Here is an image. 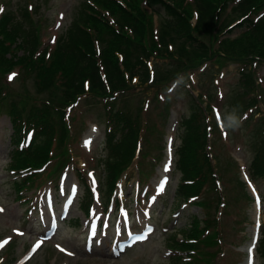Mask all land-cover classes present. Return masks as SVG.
Returning a JSON list of instances; mask_svg holds the SVG:
<instances>
[{"label":"rangeland","instance_id":"rangeland-1","mask_svg":"<svg viewBox=\"0 0 264 264\" xmlns=\"http://www.w3.org/2000/svg\"><path fill=\"white\" fill-rule=\"evenodd\" d=\"M89 1L0 0V18L8 13H27L41 43L39 53L47 54L57 48L80 7ZM235 5L228 8L225 27L240 21L241 16L233 10ZM156 11L157 27L165 15ZM173 37V45L168 47L175 53L149 59L148 76L142 73L134 77L118 95V106L138 117L141 131L130 166L108 188L109 172L104 162L107 126L100 102L83 96L66 105L55 89L40 88L34 79H24L17 72L0 75V87L5 85L9 90L10 103L37 99L58 106L53 108L60 110L68 132L71 130L63 144L55 143L54 153L66 145L67 159H61L59 169L54 165L57 161L50 163L39 171L33 185L18 193L14 185L23 174L9 169L15 147L7 115L9 102L0 106V264L247 262L245 247L252 234H259L264 226V179L251 180L248 174L264 135V61L252 67L258 85L256 94H246L239 83L237 64L207 60L216 54L217 46L191 63L190 56L180 54V40ZM196 98L206 107L208 149L219 176L218 193L205 189L202 196L209 205L206 209L197 208L196 200L179 204L176 197L180 178L178 123L199 110ZM244 98H250L247 105L242 102ZM214 125L217 130L212 132ZM48 172L55 175L47 176ZM78 173L89 175L95 192L90 219L82 212L87 200H83L85 185L77 179ZM219 193L225 196L220 202ZM194 217L217 219V246L202 245L201 252H190V246H172L173 239H181L178 230L188 227ZM131 238L135 239L133 243L129 242ZM207 253L215 255L210 259ZM258 253L254 251L252 264H264Z\"/></svg>","mask_w":264,"mask_h":264},{"label":"trees","instance_id":"trees-1","mask_svg":"<svg viewBox=\"0 0 264 264\" xmlns=\"http://www.w3.org/2000/svg\"><path fill=\"white\" fill-rule=\"evenodd\" d=\"M143 1L90 0L88 4L83 3L57 48L39 55L41 43L27 13H8L0 18L2 77L18 70L24 79H34L40 88L55 89L66 105L84 95L102 103L107 126V158L104 162H107L109 172L107 178L111 179H107V186L116 183L121 172L130 166L141 131L138 117L118 106V95L134 77H140L142 73L148 76L149 59L175 53L168 47L173 42V35L180 40V54L190 56L191 63L198 62L205 51L217 46L216 54L207 60L237 64L239 83L246 94H256L258 85L252 67L264 61V0H146L151 8H159L164 13L159 24L161 30L155 28L153 15L144 8ZM234 3L233 10L241 16V21L233 27L232 23L225 27L224 17ZM194 12L198 14L196 21H193ZM8 99L9 93L0 87V106L9 102ZM249 99L244 98L242 102L247 105ZM196 100L199 110L190 117L184 116L178 129L177 170L180 178L176 197L179 204L196 199V206L206 209L209 205L201 198L205 189L218 193L219 176L208 149L206 107L198 98ZM8 105L15 145L10 156L11 170L30 173L62 154L54 153L56 141L61 145L67 138V123L60 116V110L57 112L53 108L58 106L37 99L9 102ZM30 132L33 143L24 147ZM249 175L252 179H264V135L251 161ZM33 177L35 174L31 173L18 183L17 190H23ZM240 184L243 185L241 181ZM222 198L219 193V202ZM86 200L89 206L92 203L89 187L86 188ZM85 210L87 213L88 207L85 206ZM217 223L215 218L201 220L194 217L188 227L178 230L181 240L173 239L172 246L180 249L190 246V252H201L202 245L217 246L220 239ZM258 251L264 258V226ZM207 255L213 257L215 254Z\"/></svg>","mask_w":264,"mask_h":264},{"label":"bare ground","instance_id":"bare-ground-1","mask_svg":"<svg viewBox=\"0 0 264 264\" xmlns=\"http://www.w3.org/2000/svg\"><path fill=\"white\" fill-rule=\"evenodd\" d=\"M167 159H168V161H171V159H172V153H171V151H168V152H167ZM252 235L255 236V233H253ZM252 238H253V239H252V240L249 242V244L245 247V251H246L247 254H249V250L252 249V246H253V244H254V242H255V238H256V237H252ZM245 264H249V261L247 260V262H246Z\"/></svg>","mask_w":264,"mask_h":264},{"label":"snow or ice","instance_id":"snow-or-ice-1","mask_svg":"<svg viewBox=\"0 0 264 264\" xmlns=\"http://www.w3.org/2000/svg\"><path fill=\"white\" fill-rule=\"evenodd\" d=\"M13 75H15V74H13ZM10 79H11V77H10ZM161 190H163V189H162V186H161ZM0 211H3V209H0Z\"/></svg>","mask_w":264,"mask_h":264}]
</instances>
